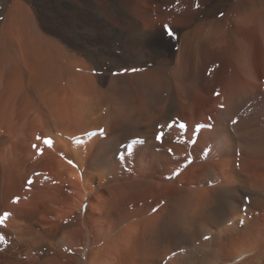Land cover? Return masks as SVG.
Instances as JSON below:
<instances>
[{
	"label": "bare ground",
	"instance_id": "bare-ground-1",
	"mask_svg": "<svg viewBox=\"0 0 264 264\" xmlns=\"http://www.w3.org/2000/svg\"><path fill=\"white\" fill-rule=\"evenodd\" d=\"M257 83L264 0H0V264H264Z\"/></svg>",
	"mask_w": 264,
	"mask_h": 264
},
{
	"label": "snow or ice",
	"instance_id": "snow-or-ice-1",
	"mask_svg": "<svg viewBox=\"0 0 264 264\" xmlns=\"http://www.w3.org/2000/svg\"><path fill=\"white\" fill-rule=\"evenodd\" d=\"M198 6H199V5L197 4V7H198ZM221 15H222V14H221ZM169 34H171V32H170ZM217 95H218V93H217ZM181 127L183 128V127H185V126H184V125H181ZM157 139H160V137L158 136ZM45 143L48 144L49 146L51 145V141L48 140V139L45 140ZM34 147H35V146H34ZM29 183H31V181H30ZM5 215H7V214H5Z\"/></svg>",
	"mask_w": 264,
	"mask_h": 264
},
{
	"label": "rangeland",
	"instance_id": "rangeland-1",
	"mask_svg": "<svg viewBox=\"0 0 264 264\" xmlns=\"http://www.w3.org/2000/svg\"><path fill=\"white\" fill-rule=\"evenodd\" d=\"M262 86H264V85H258V83L256 84V87H257V89H259V90L262 89ZM262 92H263V90H262ZM217 98H218V97H217ZM214 100H216V99H214Z\"/></svg>",
	"mask_w": 264,
	"mask_h": 264
}]
</instances>
